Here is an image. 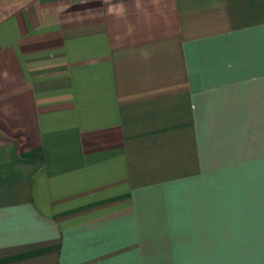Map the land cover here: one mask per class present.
Here are the masks:
<instances>
[{"label":"crops","instance_id":"0c3cea01","mask_svg":"<svg viewBox=\"0 0 264 264\" xmlns=\"http://www.w3.org/2000/svg\"><path fill=\"white\" fill-rule=\"evenodd\" d=\"M0 264H264V0H0Z\"/></svg>","mask_w":264,"mask_h":264}]
</instances>
